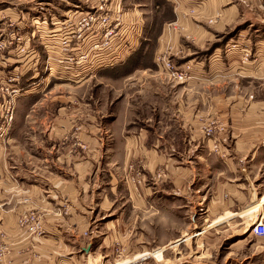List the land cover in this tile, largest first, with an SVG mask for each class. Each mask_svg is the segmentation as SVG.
Wrapping results in <instances>:
<instances>
[{"label":"rangeland","instance_id":"obj_1","mask_svg":"<svg viewBox=\"0 0 264 264\" xmlns=\"http://www.w3.org/2000/svg\"><path fill=\"white\" fill-rule=\"evenodd\" d=\"M170 1L167 10L123 0L95 38L102 43L108 27L112 42L132 49L92 51L88 40L68 48L62 36L58 64L56 52L48 60L44 32L54 22L71 31L88 10L84 0H0V264H264V237L252 234L264 199L257 210L244 198L226 213L211 205L251 182L257 200L264 195V0ZM143 46L145 62L113 70ZM105 56L116 64L103 65ZM247 114L258 124L254 152L242 154L241 178L224 188L218 170L201 173L199 157L248 150L232 137ZM129 138L149 150L159 143L175 166L192 167L188 183H204L192 202H155L154 178L170 175L164 163L155 174ZM69 190L77 195L61 196ZM228 213L235 216L211 225ZM67 218L89 225L78 239L64 231Z\"/></svg>","mask_w":264,"mask_h":264},{"label":"crops","instance_id":"obj_2","mask_svg":"<svg viewBox=\"0 0 264 264\" xmlns=\"http://www.w3.org/2000/svg\"><path fill=\"white\" fill-rule=\"evenodd\" d=\"M167 1L169 2L170 0H167ZM182 2L185 3L184 6H191L194 4L193 0H183ZM49 39L50 38H48L45 42H47ZM126 59H125V61H126ZM224 109L225 108L223 107L220 111L222 113H224ZM244 120H246V121L245 122L243 121L242 123L239 122L232 127V129H233L232 137H233V140L235 143V148L237 150H239L240 146H244L245 148H249L248 150H245L244 152L242 151L240 153L237 152L239 154V156L236 155L234 159H228V160H222V161H216V162H215V159L211 156V154H208V156L199 157V158H201V160H199V161H200V163H202L201 173L204 174L205 172H211L214 170H218L220 178H222V177L225 178V179H222L223 180L222 185L224 188L226 187V185H228V184L231 185L230 183H233V182H230V180L241 178L240 175L238 176V174L237 173L235 174V172L239 168V166L242 162L241 159L245 158L242 156V154H246V153L252 154V151H253L252 146L254 143H256V137L258 134V124L256 123V115L255 114H247L246 117L244 118ZM252 120H254V121H252ZM193 141H194L193 139L191 141H189V144L193 143ZM147 143L149 144V142H146L144 140L143 141L135 140V139L132 140L131 138H129L127 140V147H130L131 145H133V147L138 146L139 148H141L140 151H141L142 155L149 157V159L152 158L154 161L153 172L155 174H158V172H162L160 169V165L162 163L165 164L166 170H164V171H166L170 175V177H169V180L165 181V182H164V180H158L157 178H154L155 179L154 180L155 185H158V187L157 188L155 187V190H154L155 191L154 193L155 194L157 193V197L155 199V202L157 200L162 201L163 199L166 200V199L171 198L172 201L174 200V202L176 204V202L179 200V198H182V197L184 199H186L188 202L189 200L192 199V197L195 194L199 193L198 190L203 188V185H204L203 182H202L203 184L200 185L199 187H197L196 190H194V188H192V186L188 183L189 182L188 181V175H189L188 172L190 171V168H192V167L187 166L185 168V167H182L179 165L175 166L174 163L177 162V161H175L177 159L171 158L170 156L168 157V155L162 154L161 151L159 152L160 148L157 149V146L160 145L159 143L158 144L154 143L153 146L155 149H151V150H149L147 148L148 147ZM236 149H234V150H236ZM234 160H238V161H234ZM253 160H254V156L253 157L251 156L249 162L252 163ZM162 161H164V162H162ZM233 173H234V175H232ZM213 174L216 175L215 173H213ZM211 181L215 184L214 179H212ZM72 182L74 183L75 180H73ZM73 183H70V185L73 186L74 185ZM157 183H159V184H157ZM164 183H166V185H168V186H165ZM252 183L253 182H251V185L249 186V190L247 192H245L244 190H242L244 192L237 190L236 196L233 195L231 192H229L231 194V197L226 202L225 201L222 202L221 199L219 198V195H216L215 199L212 200L211 205L212 206H215V205L219 206L220 205L219 209H222L221 212L226 213L227 211L230 212L233 209L234 204L242 203L241 198H244L245 202L248 201L250 203L249 207L255 208L257 210L259 207L262 206V205H260L259 202H261V200L264 199V195L261 196L257 200V189L253 187ZM236 186L239 187L240 185L236 184ZM194 191H195V194H194ZM60 194L62 197H65L67 199L72 198V197L74 198L75 195H77L76 190L73 192L71 190H69L68 192H64V193H62L60 191ZM168 197H170V198H168ZM216 199L218 201H216ZM192 200H191V202H192ZM57 204H61V202H59ZM158 204L160 206L159 210H161L162 202L155 204V206L157 207ZM175 204L171 205L170 209H174ZM79 206H80V204H79ZM176 206H177V204H176ZM188 206L189 205H184L182 207L186 208ZM233 216H235V214L228 213L225 217H222L220 219L215 220L213 222V224H211V225L222 222L223 220L229 219ZM62 222H63L62 227L64 228V231L68 232V230L65 227H70L72 229V231H75V233L70 234V235H72L74 238H77V239L83 234L84 231L87 230V228L89 226V225L85 224L84 221L79 220V218L62 219ZM205 231H206V229H204L203 231L201 230L199 235H201V233H204ZM186 236H189V235H186ZM192 236L196 237L194 234ZM185 237H183L182 239H179L177 241L173 240L174 242L171 241L172 243H170L167 247L160 248V249H164V251L166 249H170V245L177 243V242H182L183 239H185ZM184 242H186V240ZM241 243H243V242H241ZM146 255L147 254L142 255V257L146 256Z\"/></svg>","mask_w":264,"mask_h":264},{"label":"built area","instance_id":"obj_3","mask_svg":"<svg viewBox=\"0 0 264 264\" xmlns=\"http://www.w3.org/2000/svg\"><path fill=\"white\" fill-rule=\"evenodd\" d=\"M109 0H84V4L87 5L88 10H82V12H78L77 13V17L76 20L71 23V31L69 30L70 27L67 26L66 30H63L62 27V23L59 25V27H56V23L54 22V28L53 29H48L46 32H44L46 34L47 38H50L47 42H43L46 45L47 49V53H48V60H52V56L51 53L56 52L58 54L59 57H61V60L59 61L58 64L63 63L62 59L64 58V55H66V53H64L63 48L59 47V45H55V43H57V41H61L62 36H64V43L66 45V47L70 48L71 44L75 41L78 42V47L82 44V42L87 41L89 43V47H91L92 51H97L98 49H100V51L102 49H106L108 47H112V44L114 45L113 49L118 51V49H124V51L126 49H132V46L129 44L127 46H125V44L123 45L122 42H119V44L117 45L118 42H112V39L115 38V31L110 30V28L107 27V29H105L106 34L104 35V40L102 43H100L99 39H96L95 36H97V29H96V25H98L99 29L102 26H106L107 23V18L106 16H110L111 13L113 11V13L116 14H120L122 13V1L123 0H111L113 5H110V7L107 6V2ZM116 3V4H115ZM127 16V14H126ZM115 21H118V17L115 18ZM59 22V21H58ZM113 22H111L109 25L111 26ZM108 26V25H107ZM120 26V24H116L115 25V29L118 28ZM69 30V31H68ZM101 30V29H100ZM62 31V32H61ZM64 31H67L64 33ZM104 31L101 30V32ZM60 36V37H59ZM74 39V41H73ZM94 39V40H92ZM109 39V40H108ZM92 40V41H90ZM114 41V40H113ZM112 42V43H111ZM132 40L128 43H131ZM50 46H54V49L56 51L50 50L51 48H49ZM53 49V48H52ZM77 48H72L69 49V53L72 54V61L71 62H75V58L74 56L78 53H74V50H76ZM123 51V50H122ZM127 51V50H126ZM120 52V51H119ZM122 54V53H121ZM124 54V53H123ZM122 54V57H123ZM128 54V53H127ZM58 56H56L58 58ZM36 57V56H34ZM104 57V56H101ZM108 57V59H106L105 63H103V65L107 64V65H114L116 63L112 62V58H114L115 56H105ZM86 58V56H82L80 58V60H78L79 62H82L84 59ZM100 61H103V59H101ZM117 61V58L115 59V62ZM72 63V64H73ZM114 63V64H113ZM51 73L53 72V69H50ZM252 234L257 237V238H263L264 237V217L260 216L259 218L256 219V222L253 225V229H252Z\"/></svg>","mask_w":264,"mask_h":264},{"label":"trees","instance_id":"obj_4","mask_svg":"<svg viewBox=\"0 0 264 264\" xmlns=\"http://www.w3.org/2000/svg\"><path fill=\"white\" fill-rule=\"evenodd\" d=\"M155 4H157V6H159V7H162L163 9H167V10H171L169 7L170 6H172L171 4H169L166 0H155ZM145 35H149L148 33H147V31L145 32ZM146 39H147V37H146ZM145 46H143L142 48H141V50H139L138 52H136V53H134L133 55H131V56H129L127 59H126V61H125V64H123V65H121V66H117V68H115V69H113L115 72L116 71H118V70H121L122 68H125L126 69V67H130V65L133 63V62H135V61H137V63L138 62H140V63H143V62H145L144 60H143V56H144V51H145ZM119 67V68H118ZM112 70V71H113Z\"/></svg>","mask_w":264,"mask_h":264},{"label":"water","instance_id":"obj_5","mask_svg":"<svg viewBox=\"0 0 264 264\" xmlns=\"http://www.w3.org/2000/svg\"><path fill=\"white\" fill-rule=\"evenodd\" d=\"M91 245L92 244H90L88 248H82V249L88 254L90 252Z\"/></svg>","mask_w":264,"mask_h":264},{"label":"bare ground","instance_id":"obj_6","mask_svg":"<svg viewBox=\"0 0 264 264\" xmlns=\"http://www.w3.org/2000/svg\"><path fill=\"white\" fill-rule=\"evenodd\" d=\"M48 38L46 37L45 39H44V41H46Z\"/></svg>","mask_w":264,"mask_h":264}]
</instances>
